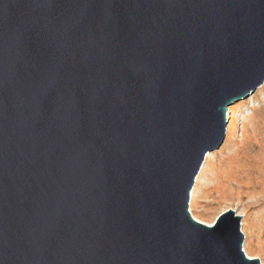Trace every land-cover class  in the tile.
<instances>
[{
  "label": "water",
  "instance_id": "water-1",
  "mask_svg": "<svg viewBox=\"0 0 264 264\" xmlns=\"http://www.w3.org/2000/svg\"><path fill=\"white\" fill-rule=\"evenodd\" d=\"M264 82V0H0V264H261L188 211Z\"/></svg>",
  "mask_w": 264,
  "mask_h": 264
},
{
  "label": "rangeland",
  "instance_id": "rangeland-1",
  "mask_svg": "<svg viewBox=\"0 0 264 264\" xmlns=\"http://www.w3.org/2000/svg\"><path fill=\"white\" fill-rule=\"evenodd\" d=\"M257 88L248 97L227 107V125L223 142L218 149L210 151L209 160L202 163L203 169L199 179L197 183L194 182L190 191L188 211L195 220L210 225L221 212L227 209L234 210L241 216L240 230L244 236L242 249L245 255L256 257L264 264V239L258 242L252 233L255 229L253 224L257 222L262 208L248 207L246 197L238 199L231 177L240 157L246 152L248 156L257 155L256 151L248 153L246 148L255 132L264 129V91L260 89L257 91Z\"/></svg>",
  "mask_w": 264,
  "mask_h": 264
},
{
  "label": "bare ground",
  "instance_id": "bare-ground-1",
  "mask_svg": "<svg viewBox=\"0 0 264 264\" xmlns=\"http://www.w3.org/2000/svg\"><path fill=\"white\" fill-rule=\"evenodd\" d=\"M259 89L261 91H264V82L258 86L257 91H259ZM254 91H256V89ZM253 92H251L250 94H252ZM261 119L263 120V118ZM261 119L259 120V122L261 121ZM261 129L262 130L256 131L253 139H249L248 144H246L248 153L249 151H252V153L253 151H256L257 155L248 156L246 155V151V154L244 156L240 157L238 155L240 158L238 160V163L234 166L231 174L233 186L236 190L235 195L237 196V198L241 200L246 197L248 199L246 205L250 208H262V210L258 214L257 222L253 224V227L255 229L252 232L254 233L253 237H255L258 242L260 239H264V129ZM209 157L210 152L206 153L203 162L205 163L207 160H209ZM203 164L195 177V183H197L199 179V176L203 169ZM258 247L261 246L258 245Z\"/></svg>",
  "mask_w": 264,
  "mask_h": 264
}]
</instances>
